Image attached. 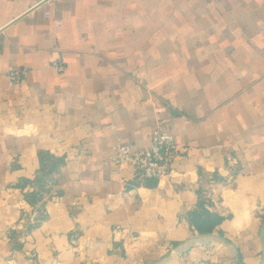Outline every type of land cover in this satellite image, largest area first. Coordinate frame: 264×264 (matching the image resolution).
<instances>
[{
	"label": "crops",
	"instance_id": "0c3cea01",
	"mask_svg": "<svg viewBox=\"0 0 264 264\" xmlns=\"http://www.w3.org/2000/svg\"><path fill=\"white\" fill-rule=\"evenodd\" d=\"M196 211L264 264V0H0V264H235Z\"/></svg>",
	"mask_w": 264,
	"mask_h": 264
},
{
	"label": "built area",
	"instance_id": "2783aa9c",
	"mask_svg": "<svg viewBox=\"0 0 264 264\" xmlns=\"http://www.w3.org/2000/svg\"><path fill=\"white\" fill-rule=\"evenodd\" d=\"M53 66L60 72L65 70L62 61H55ZM9 73L13 81L18 79L19 70L16 67H10ZM114 149L112 161L116 165H130L141 177L162 179L171 173L172 160L179 147L172 134L154 128L147 148L135 149L129 144L118 143Z\"/></svg>",
	"mask_w": 264,
	"mask_h": 264
},
{
	"label": "trees",
	"instance_id": "16d2710c",
	"mask_svg": "<svg viewBox=\"0 0 264 264\" xmlns=\"http://www.w3.org/2000/svg\"><path fill=\"white\" fill-rule=\"evenodd\" d=\"M222 219L223 217L216 213H201L197 211L193 213L194 224L200 233L213 232Z\"/></svg>",
	"mask_w": 264,
	"mask_h": 264
},
{
	"label": "water",
	"instance_id": "95a60500",
	"mask_svg": "<svg viewBox=\"0 0 264 264\" xmlns=\"http://www.w3.org/2000/svg\"><path fill=\"white\" fill-rule=\"evenodd\" d=\"M202 236L213 237V238L219 239V240L223 241L224 243L230 245L232 247L233 252H234V261H235V264L238 263L239 254H238L237 247L230 240H228L225 237H222L220 235L214 234L212 232L200 233L196 238H200ZM261 241H262V244L264 246V223H263L262 228H261ZM177 250L178 249H175L173 252L169 253V255H173L174 253L177 252Z\"/></svg>",
	"mask_w": 264,
	"mask_h": 264
}]
</instances>
